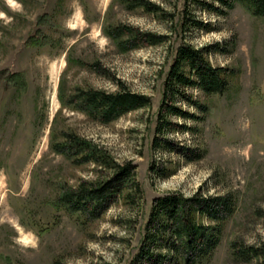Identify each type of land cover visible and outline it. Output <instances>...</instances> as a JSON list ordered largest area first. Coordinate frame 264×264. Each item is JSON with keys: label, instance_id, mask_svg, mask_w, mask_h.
<instances>
[{"label": "rangeland", "instance_id": "374dc122", "mask_svg": "<svg viewBox=\"0 0 264 264\" xmlns=\"http://www.w3.org/2000/svg\"><path fill=\"white\" fill-rule=\"evenodd\" d=\"M146 1L159 9L121 0H0V264H131L151 232L153 200L198 193L233 201L219 243L200 264H264V255H232L233 242L264 251V17L245 1ZM120 24L163 40L123 51L105 34ZM184 45L224 69L226 87L209 94L180 87L184 98L171 102L187 113L181 117L162 100ZM78 88L127 90L149 103L101 123L67 104ZM71 134L109 156V166L58 153ZM128 162L131 179L97 217L61 203L64 191L100 185Z\"/></svg>", "mask_w": 264, "mask_h": 264}, {"label": "trees", "instance_id": "16d2710c", "mask_svg": "<svg viewBox=\"0 0 264 264\" xmlns=\"http://www.w3.org/2000/svg\"><path fill=\"white\" fill-rule=\"evenodd\" d=\"M223 6L231 7L237 1H245L255 15L264 17V0H211ZM134 5L143 6L148 11H157L159 7L146 0H121ZM107 37L117 40L121 50H130L143 45H156L163 40V36L150 32H142L128 25L107 27ZM124 37V38H123ZM185 62L190 80L182 72ZM97 72H102L97 63L91 65ZM225 70L214 68L205 62L198 51L189 45L178 49V56L169 71L167 94L164 93L162 108L167 113L185 117L187 113L173 103L175 97L184 98L181 89L196 85L204 93H221L226 87ZM149 103V97L121 90L118 93H106L98 90L76 89L67 100L73 109L84 113L90 119L101 123L111 122L130 110L143 107ZM200 110V104L195 103ZM164 123V126H168ZM68 140L56 147V151L78 161H93L109 166V156L102 155L101 150L90 145L87 141L71 134ZM164 146L172 149L171 143L164 141ZM198 158V155H196ZM99 159L102 161L100 162ZM114 172L103 183L95 187L66 190L62 193L61 203L71 212L85 214L89 219L97 217L106 206L122 191L126 182L133 175L134 165L130 162L121 166H113ZM154 170V167H151ZM161 176H166L164 167L157 169ZM232 197L229 194L201 196L199 193L190 198L179 194H166L153 200L152 212L147 223L151 231L131 264H200L210 257L219 243L220 223L233 212ZM199 217L213 221L214 224H204ZM166 250L162 253V250ZM161 250V251H158ZM232 255L236 260L249 261L253 257L264 255V251L256 246L240 247L237 242L232 243Z\"/></svg>", "mask_w": 264, "mask_h": 264}, {"label": "clouds", "instance_id": "9594fccd", "mask_svg": "<svg viewBox=\"0 0 264 264\" xmlns=\"http://www.w3.org/2000/svg\"><path fill=\"white\" fill-rule=\"evenodd\" d=\"M8 2L11 4L12 3V0H8Z\"/></svg>", "mask_w": 264, "mask_h": 264}]
</instances>
